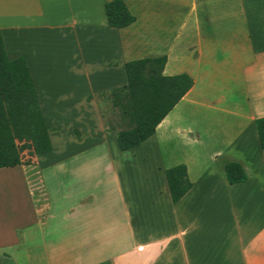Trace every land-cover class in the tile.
Returning a JSON list of instances; mask_svg holds the SVG:
<instances>
[{"label": "crops", "instance_id": "crops-1", "mask_svg": "<svg viewBox=\"0 0 264 264\" xmlns=\"http://www.w3.org/2000/svg\"><path fill=\"white\" fill-rule=\"evenodd\" d=\"M114 0H0L10 59L24 57L53 151L21 152L36 170L22 217L0 253L41 250L44 264H264V0H123L135 22L108 24ZM167 57L190 91L129 151L111 92L126 64ZM237 162L247 181L230 184ZM193 186L177 203L166 171ZM3 168V169H10ZM37 196V199H36ZM40 231L41 244H29ZM4 264V262L0 259Z\"/></svg>", "mask_w": 264, "mask_h": 264}, {"label": "trees", "instance_id": "trees-1", "mask_svg": "<svg viewBox=\"0 0 264 264\" xmlns=\"http://www.w3.org/2000/svg\"><path fill=\"white\" fill-rule=\"evenodd\" d=\"M105 10L112 28H126L135 22L123 0L106 3ZM166 63L167 57L127 63V86L111 92V99L125 113L117 138L121 151L135 149L152 137L193 87L188 75L165 76ZM256 128L264 150V117L256 120ZM24 150L43 155L52 152L53 145L28 63L24 57L9 58L0 31V169L20 166ZM225 173L232 185L247 181L237 162L228 163ZM166 178L174 203L193 186L185 165L168 169Z\"/></svg>", "mask_w": 264, "mask_h": 264}, {"label": "rangeland", "instance_id": "rangeland-1", "mask_svg": "<svg viewBox=\"0 0 264 264\" xmlns=\"http://www.w3.org/2000/svg\"><path fill=\"white\" fill-rule=\"evenodd\" d=\"M21 172L17 168L0 169V243L10 240L13 222H18L22 218L21 211L29 204L27 202L30 193L38 194L37 191L28 189L29 184L35 187L39 183L37 171H29L28 175H23ZM39 233L40 231H37L35 238L28 242L30 245L41 244ZM18 251L20 254L12 256L17 258V262L1 253L0 259L4 264H44L41 250L29 255H24L21 249Z\"/></svg>", "mask_w": 264, "mask_h": 264}]
</instances>
